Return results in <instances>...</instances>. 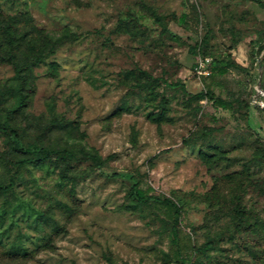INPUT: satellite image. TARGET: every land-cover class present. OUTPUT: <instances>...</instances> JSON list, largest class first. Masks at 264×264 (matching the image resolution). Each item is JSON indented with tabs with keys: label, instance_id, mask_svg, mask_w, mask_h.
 <instances>
[{
	"label": "rangeland",
	"instance_id": "obj_1",
	"mask_svg": "<svg viewBox=\"0 0 264 264\" xmlns=\"http://www.w3.org/2000/svg\"><path fill=\"white\" fill-rule=\"evenodd\" d=\"M260 1L0 0V121L75 154L0 133V264H169L177 227L215 239L193 264H264Z\"/></svg>",
	"mask_w": 264,
	"mask_h": 264
},
{
	"label": "trees",
	"instance_id": "obj_2",
	"mask_svg": "<svg viewBox=\"0 0 264 264\" xmlns=\"http://www.w3.org/2000/svg\"><path fill=\"white\" fill-rule=\"evenodd\" d=\"M258 2L262 3L260 0H257ZM263 4V3H262ZM192 15H189V13L183 15V20H187L188 18H194L197 22L199 21V18L201 16V12L199 10V6L196 2L192 1L189 4ZM12 61V59H8ZM235 64L236 61H234ZM15 64L16 72L18 75L21 74V69ZM170 86L176 87L181 86L179 83H170ZM184 87V85H182ZM25 103V97L21 94L20 97V104ZM214 104L218 107H222L225 109H230L232 107V102L227 101L221 97H217L214 100ZM0 133L5 134L6 136L14 139V142L16 144V147L20 152L23 154H26L28 156H24L19 158L16 161V164L19 166L27 165V164H43V162L54 156L59 155L62 153L69 154L70 156H75L74 152L69 151L67 149H55L49 146H37V145H30L26 146L21 142L20 135L18 130L14 125H12L8 121H0ZM35 153H41V157H35L33 154ZM85 157L93 159L98 167L102 166L101 157L95 153H86ZM12 187V183L9 185H2L0 184V193H5L10 191ZM138 194L145 198V192L142 190L138 191ZM155 205L158 209L164 210L165 216L168 220H171L174 222V225L179 224L182 217H183V209L181 205H179L176 201H174L171 198H166L163 201L162 200H156ZM215 239H209L207 240L203 245L197 246L194 236L191 232L183 229L182 227H177L175 230H173L172 233V239H171V247L167 253V261L169 264L172 262L178 263V264H193L195 257L197 254H199L202 251H207L209 249H212L215 245Z\"/></svg>",
	"mask_w": 264,
	"mask_h": 264
},
{
	"label": "built area",
	"instance_id": "obj_3",
	"mask_svg": "<svg viewBox=\"0 0 264 264\" xmlns=\"http://www.w3.org/2000/svg\"><path fill=\"white\" fill-rule=\"evenodd\" d=\"M198 67H199V69H200V72L202 73V72H203V69H202V68L204 67L202 61L199 62Z\"/></svg>",
	"mask_w": 264,
	"mask_h": 264
},
{
	"label": "bare ground",
	"instance_id": "obj_4",
	"mask_svg": "<svg viewBox=\"0 0 264 264\" xmlns=\"http://www.w3.org/2000/svg\"><path fill=\"white\" fill-rule=\"evenodd\" d=\"M260 89V88H259ZM262 93H264V91H262Z\"/></svg>",
	"mask_w": 264,
	"mask_h": 264
},
{
	"label": "water",
	"instance_id": "obj_5",
	"mask_svg": "<svg viewBox=\"0 0 264 264\" xmlns=\"http://www.w3.org/2000/svg\"><path fill=\"white\" fill-rule=\"evenodd\" d=\"M262 87V86H261ZM263 95H264V93H263Z\"/></svg>",
	"mask_w": 264,
	"mask_h": 264
}]
</instances>
